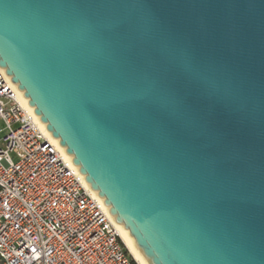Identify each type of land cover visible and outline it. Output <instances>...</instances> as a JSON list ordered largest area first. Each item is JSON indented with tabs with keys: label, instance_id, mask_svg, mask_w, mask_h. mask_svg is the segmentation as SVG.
<instances>
[{
	"label": "water",
	"instance_id": "water-1",
	"mask_svg": "<svg viewBox=\"0 0 264 264\" xmlns=\"http://www.w3.org/2000/svg\"><path fill=\"white\" fill-rule=\"evenodd\" d=\"M0 67L147 264H264V0H0Z\"/></svg>",
	"mask_w": 264,
	"mask_h": 264
},
{
	"label": "built area",
	"instance_id": "built-area-1",
	"mask_svg": "<svg viewBox=\"0 0 264 264\" xmlns=\"http://www.w3.org/2000/svg\"><path fill=\"white\" fill-rule=\"evenodd\" d=\"M0 67V264H139Z\"/></svg>",
	"mask_w": 264,
	"mask_h": 264
},
{
	"label": "bare ground",
	"instance_id": "bare-ground-1",
	"mask_svg": "<svg viewBox=\"0 0 264 264\" xmlns=\"http://www.w3.org/2000/svg\"><path fill=\"white\" fill-rule=\"evenodd\" d=\"M25 103L28 105V100L24 99ZM31 111L34 112L33 107H30ZM37 118L40 121V118L37 116ZM41 122V121H40ZM41 125L43 127V129H45L46 134L52 139V141L63 151L65 152L64 148L60 146L59 144V140L55 139L51 133L47 130L46 128V124L41 122ZM70 158V156H69ZM71 159V158H70ZM87 186L90 188V186L88 185V183L86 182ZM91 189V188H90ZM92 192L97 195V193L95 191L92 190ZM117 228L119 230L120 236L122 237L123 241L125 242L127 248L129 249V251L131 252V254L133 255V257L136 259V261H138L139 264H147L145 262V260L143 259V257L141 256V254L139 253L135 243H134V238L129 234V230L125 229L123 225L117 224Z\"/></svg>",
	"mask_w": 264,
	"mask_h": 264
},
{
	"label": "rangeland",
	"instance_id": "rangeland-1",
	"mask_svg": "<svg viewBox=\"0 0 264 264\" xmlns=\"http://www.w3.org/2000/svg\"><path fill=\"white\" fill-rule=\"evenodd\" d=\"M5 127V124L2 120H0V130ZM5 134L4 131H0V139H2L3 135Z\"/></svg>",
	"mask_w": 264,
	"mask_h": 264
}]
</instances>
